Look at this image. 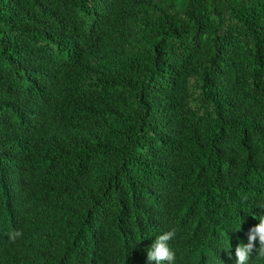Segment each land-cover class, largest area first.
Masks as SVG:
<instances>
[{"label": "trees", "instance_id": "16d2710c", "mask_svg": "<svg viewBox=\"0 0 264 264\" xmlns=\"http://www.w3.org/2000/svg\"><path fill=\"white\" fill-rule=\"evenodd\" d=\"M259 215L264 0H0V264H155L170 229L235 264Z\"/></svg>", "mask_w": 264, "mask_h": 264}, {"label": "clouds", "instance_id": "9594fccd", "mask_svg": "<svg viewBox=\"0 0 264 264\" xmlns=\"http://www.w3.org/2000/svg\"><path fill=\"white\" fill-rule=\"evenodd\" d=\"M255 218L258 219L259 223L249 230L247 243L240 242L235 248V264H253L254 259L264 260V215H259ZM242 222L236 225L232 231H240ZM19 235V231L12 234L13 238ZM174 235V229L162 231L155 235V239L147 249V259L149 262H155V264H176V252L170 244ZM257 241L258 247L254 243ZM221 249L225 250V248ZM225 251H228L229 255H231L230 248Z\"/></svg>", "mask_w": 264, "mask_h": 264}]
</instances>
